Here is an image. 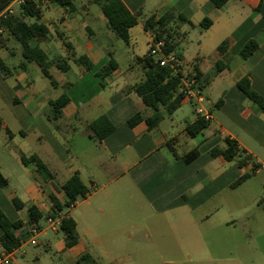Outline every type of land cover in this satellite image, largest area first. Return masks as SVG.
I'll return each instance as SVG.
<instances>
[{"label": "crops", "instance_id": "1", "mask_svg": "<svg viewBox=\"0 0 264 264\" xmlns=\"http://www.w3.org/2000/svg\"><path fill=\"white\" fill-rule=\"evenodd\" d=\"M98 1L73 0V12L50 0L39 2L41 21L48 22L46 41L66 51L58 56L66 60V70L56 63L49 67L55 66L67 77L63 84L56 80L54 86L65 88L62 93L70 98L59 119L48 118L49 101L55 98L37 95L27 64L22 72L11 71L7 77L0 72V129L6 133L0 145V171L8 181L0 187V207L11 221L22 222L15 231L18 236H26L35 224L44 226L38 244L16 251L10 264H264V176L260 175L264 159L256 153V146L264 148V113L238 87L247 75L252 89L264 97V0H228L222 9L210 0L152 5L151 0H122L139 17L149 11L141 25L150 36L154 30L145 28L148 18L172 16L167 29L174 51L195 76L212 115V121L195 136L186 131L199 117L194 101H178L179 91L173 89L147 104L139 92L146 71L141 58L149 54L151 37L146 53L139 56L134 54L130 35L127 44L133 56L126 68L121 67L115 49L98 41L99 29L92 26L97 16L91 9ZM21 7L13 16L21 15ZM47 11H56L54 17L47 19ZM205 17L211 19L208 27L202 25ZM105 25V33L113 36L116 32L108 21ZM197 25L217 38L212 60L198 53L188 61L178 51L188 33L183 28ZM252 39L258 48L244 59L240 52ZM14 40L19 42L4 22L0 50ZM224 40L228 48L219 53L217 47ZM81 57L91 63L90 69L79 61ZM136 114L141 119L132 126L129 120ZM101 116L112 122L114 130L97 139L89 124ZM73 120L77 123L72 124ZM79 128L86 131L89 145L72 144ZM227 139L240 150L232 159L224 154ZM194 149L199 155L186 162L185 155ZM23 155H37L53 177L44 179L33 163H23ZM243 155L251 161L242 167ZM11 171L22 185L21 192L17 187L12 190ZM75 173L90 192L56 214L49 195L64 202L61 186ZM244 174L249 175L236 184ZM14 197L24 204L22 209L15 207ZM31 205L43 215L38 222L28 212ZM19 210L27 214L21 217ZM48 216L73 218L77 242L67 247L61 227L57 231L45 227ZM2 234L0 227V251L5 250ZM85 254L93 261L80 260Z\"/></svg>", "mask_w": 264, "mask_h": 264}, {"label": "trees", "instance_id": "2", "mask_svg": "<svg viewBox=\"0 0 264 264\" xmlns=\"http://www.w3.org/2000/svg\"><path fill=\"white\" fill-rule=\"evenodd\" d=\"M12 0H0V13L6 8V6ZM41 0H29L27 4L21 7V15L34 18V21H27L21 15L10 16V18L5 21V28L17 37L22 46V54L24 57V62L21 63V67L29 62L36 63L44 76H46L53 86L57 85V81L49 70L52 63H56L58 68L62 70L67 69V62L62 57L49 59V55L46 50H44L39 43L46 41L49 35L48 26L41 21V10L39 7V2ZM51 2H56L70 11L75 10V5L73 0H50ZM214 6L218 9H222L228 0H210ZM102 12L104 13L109 26L116 32V34L122 38L126 43L130 42V29L135 26L138 22L139 13H132L122 0H99L98 1ZM172 16L163 15L159 19L155 20L154 16L148 18L145 24L147 30L151 29L157 32L159 38L164 39L166 42V50L174 51L175 43L170 41V31L167 29V25L171 21ZM211 24V19L205 17L202 21L204 27H208ZM157 26V27H156ZM156 27V28H155ZM4 34L0 36L2 41ZM258 42L255 39L248 41L242 48L240 55L242 58H248L257 48ZM228 48V41L224 40L221 42L217 50L219 53H223ZM180 56V55H179ZM181 57V56H180ZM145 61V79L139 88V92L143 95L144 100L147 104L152 103L164 95L169 93L171 90H178V101L185 99V96L180 91L181 87V77L183 76L182 71H178L175 74L171 73V69L168 67H162L157 62L156 59L150 54L141 58ZM79 61L90 69L91 63L86 57L79 58ZM113 63V60H111ZM221 67V64H220ZM0 71L5 77L9 76L11 73V68L0 58ZM191 76H194L191 74ZM195 78V76H194ZM238 87L247 95V97L256 103L260 110L264 113V97L252 89L250 79L246 75L238 81ZM70 98L66 92L60 94L57 98L49 101V111L48 118L50 120H57L63 114V108L68 104ZM141 119L139 114H136L130 118V125H135ZM2 123L0 119V124ZM208 125L203 118L198 117L193 123L188 124L186 131L190 136L197 135L204 127ZM90 129L93 131V137L97 139H103L109 133L114 130V125L110 120L101 116L95 119L89 124ZM7 133L11 136L12 132L6 127ZM229 143V148L225 151V157L232 159L238 152H240L237 143L233 140L227 139ZM199 155V150L194 149L185 155L184 159L186 162H191ZM22 161L24 164L33 163L36 166V170L40 176L48 180L53 177L52 173L48 169L47 165L37 156L31 155L30 157L22 156ZM251 161L249 155H243L239 159V165L245 166ZM249 174L242 175L236 182L240 183L248 177ZM8 181L5 176L0 171V187H5ZM61 189L64 192L65 200L61 202L58 198L50 194L49 198L53 205V210L56 214L75 204L80 198L86 197L90 192V188L81 179L78 173L73 174L67 181H65ZM13 203L17 209H22L24 204L16 197L13 198ZM28 212L35 219V221H40L42 219V213L39 211L37 206L31 205L28 207ZM54 215V214H52ZM22 222L20 220L11 221L5 212L0 207V227L3 230L1 236V242L3 248L6 252H13L19 245L22 236L16 235V230L21 226ZM61 231L64 233L66 239V246L69 247L77 242V231L76 222L73 218H63L61 220ZM80 260H90L93 261L89 254H85ZM92 264H97L94 261Z\"/></svg>", "mask_w": 264, "mask_h": 264}, {"label": "rangeland", "instance_id": "3", "mask_svg": "<svg viewBox=\"0 0 264 264\" xmlns=\"http://www.w3.org/2000/svg\"><path fill=\"white\" fill-rule=\"evenodd\" d=\"M164 1H168V0H151V3L149 5H152L153 3H156V2L166 3ZM58 7L59 6H56V8ZM60 9L62 10L63 8L60 7ZM91 9H92V13L94 14V16H97V21L94 22L92 26L94 28L99 29L97 30L99 32L98 38H97L98 41L104 44V46L108 48L115 49V51L117 52V58L119 59L121 67L123 68L128 67V64L130 63V59L133 56L132 51L131 53H129L128 51L129 45L123 39L118 37L116 33H114L113 31H112L113 36L107 35L105 33L104 29L106 28L105 24H107V21H106L107 19L103 15L101 8L98 4L93 3ZM55 12L56 11H51V12L47 11L46 12L47 19L53 18ZM186 12L189 16V12L188 11ZM58 14L62 15V12ZM148 14H149V11H145L138 18L139 23L136 24L134 27H132V29L130 30L131 46L134 49V54L136 53V55H139V56H143V54L146 53L149 47V44H150V37H151L150 32L146 31L141 25L142 20L145 19L148 16ZM45 23H48V22H45ZM184 29H188V33L186 36H183L182 40L179 42L178 51L181 52L188 61L192 59L193 55H196L198 53L199 55L205 56L212 60L216 52L215 43L217 40V38L214 35H212L213 32L206 31V28L200 27L198 25L195 27L186 26L183 28V30ZM40 45L47 51L50 59L54 57H58L59 55L65 56V53H66L65 47L58 46L56 44L55 46H52L50 41H43L41 42ZM203 46L204 48H202ZM0 56L4 59V62L11 68V71L13 73L19 70L20 72H22L20 64L24 62V57L22 54V47L18 41L14 40L13 43H11L7 49L0 50ZM27 65H28V71H27L28 77L35 81L36 89L39 90V93H37V95H39L40 97L56 98L62 93V91H64L65 88H62V87L55 88L51 84L50 80L46 76L43 75L40 67L36 63L29 62L27 63ZM137 65L138 64H136V66ZM50 71L53 74L54 78L58 80L61 84H63L65 82L64 80L67 79L65 72H62L61 70L57 69L55 66L51 67ZM249 102L250 104L254 106V108L259 109L256 103H254L251 100ZM187 103L189 104V106H191L190 102L187 101ZM207 105L208 104H205L206 107ZM75 123L77 122L73 120L72 124H75ZM64 134L67 135L68 137H70L71 135L67 131H64ZM85 134H86V131L84 130V128H79V132L76 133L74 142L72 144L76 145L78 143H82V144L89 145L90 141H88L87 137H85ZM5 138H6L5 131L0 129V145L5 142ZM256 147H257L256 148L257 155L261 157L262 159H264V148H260L259 146H256ZM2 153L3 151L2 149H0V155ZM20 171L22 172V175L24 177L28 178V175L26 172H23L21 169ZM101 175L100 177H102ZM260 175L264 176V170L261 171ZM10 176L12 180L11 182L12 190H14V188L17 187V189H19V191L21 192L22 185L18 182V178L16 177V175H14L13 172L11 171ZM26 214H27L26 210L20 211L21 217L25 216Z\"/></svg>", "mask_w": 264, "mask_h": 264}, {"label": "built area", "instance_id": "4", "mask_svg": "<svg viewBox=\"0 0 264 264\" xmlns=\"http://www.w3.org/2000/svg\"><path fill=\"white\" fill-rule=\"evenodd\" d=\"M29 0H12L6 8L0 13V36L4 34V22L7 21L10 16L14 15L16 7H21L27 4ZM149 54L155 57L156 62L162 67H168L172 71V74L182 71L180 91L185 96V99H189L195 102V111L199 117L203 118L206 122L212 121V115L204 105L206 97L202 91V88L196 83L194 76H191L187 71L188 66L185 61L175 51L166 50V42L164 39L158 37L157 32L153 31L151 34V45ZM262 166V165H261ZM260 166V167H261ZM259 168V167H258ZM57 216H48L45 219V227L52 231H57L61 226V219H57ZM44 230V226L35 224L27 231V235L23 236L20 241L19 247L13 252L0 251V264H10L12 257L16 251L24 252V246L26 244L37 245L38 236Z\"/></svg>", "mask_w": 264, "mask_h": 264}]
</instances>
